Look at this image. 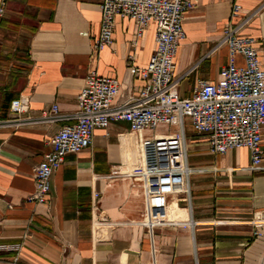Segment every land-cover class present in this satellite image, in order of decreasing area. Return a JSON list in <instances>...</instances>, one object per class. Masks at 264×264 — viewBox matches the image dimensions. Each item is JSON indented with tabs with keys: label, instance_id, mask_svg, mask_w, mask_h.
<instances>
[{
	"label": "crops",
	"instance_id": "crops-1",
	"mask_svg": "<svg viewBox=\"0 0 264 264\" xmlns=\"http://www.w3.org/2000/svg\"><path fill=\"white\" fill-rule=\"evenodd\" d=\"M233 1L194 0L185 12L175 56L180 97H189L200 80L220 78L228 50L219 41ZM100 2L6 0L0 19V119L21 95L29 98L32 116L53 104L73 112L89 71L117 78V99L140 92L145 80L130 73L128 62L147 65L155 23L135 41L134 21L118 16L112 44L94 51ZM239 3L241 34L252 37L264 57V0ZM237 65H243L241 56ZM61 125L0 128V264H264V226L250 224L254 212L264 211V169L248 170L247 148L212 154L207 134L185 118L187 162L193 168L189 197H170L171 222L150 227L143 223L142 182L131 175L140 161L139 138L175 127L132 132L126 121H112L96 128L92 143L66 155L53 172L48 202L28 201L34 167ZM93 191L109 223L99 231L92 226Z\"/></svg>",
	"mask_w": 264,
	"mask_h": 264
},
{
	"label": "built area",
	"instance_id": "built-area-1",
	"mask_svg": "<svg viewBox=\"0 0 264 264\" xmlns=\"http://www.w3.org/2000/svg\"><path fill=\"white\" fill-rule=\"evenodd\" d=\"M5 5L6 0H0V19ZM194 5V0H101L99 34L92 43L94 51L112 44L118 16L134 21L135 41L150 22L155 23V48L147 65L138 67L131 59L128 62L130 73L145 80L138 94L117 99L121 89L118 79L89 71L73 112H60L58 105L53 104L32 116L28 114L27 96L11 100L7 118L0 119V128L62 123L48 140L50 150L34 167V189L27 196L28 201L47 203L51 176L65 156L89 146L94 130L106 128L112 121H126L132 132L155 131L161 125L175 127L172 132L139 138L140 161L131 175L142 182L146 226L171 222L166 218L170 197L179 194L186 200L189 197L193 168L187 162L185 118L195 131L207 134L212 154L244 147L249 151L248 170L264 169V57H259L255 40L241 34L243 23L236 22L241 10L239 0L231 4L219 41L228 50L220 78L216 82L200 80L189 97L178 94L175 56L184 37L185 12ZM238 56L242 57L243 65H237ZM99 199V192L93 191L90 210L92 226L97 231L109 224L99 211ZM250 224L256 228L264 226V211L254 212Z\"/></svg>",
	"mask_w": 264,
	"mask_h": 264
},
{
	"label": "rangeland",
	"instance_id": "rangeland-1",
	"mask_svg": "<svg viewBox=\"0 0 264 264\" xmlns=\"http://www.w3.org/2000/svg\"><path fill=\"white\" fill-rule=\"evenodd\" d=\"M158 130V129H157ZM160 130V129H159Z\"/></svg>",
	"mask_w": 264,
	"mask_h": 264
}]
</instances>
